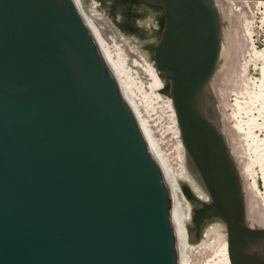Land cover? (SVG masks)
<instances>
[{
    "label": "water",
    "instance_id": "1",
    "mask_svg": "<svg viewBox=\"0 0 264 264\" xmlns=\"http://www.w3.org/2000/svg\"><path fill=\"white\" fill-rule=\"evenodd\" d=\"M161 10L154 64L205 192L182 185L121 91L76 0H0V264H179L186 234L225 225L230 264H264L239 170L212 120L214 0Z\"/></svg>",
    "mask_w": 264,
    "mask_h": 264
},
{
    "label": "rangeland",
    "instance_id": "2",
    "mask_svg": "<svg viewBox=\"0 0 264 264\" xmlns=\"http://www.w3.org/2000/svg\"><path fill=\"white\" fill-rule=\"evenodd\" d=\"M79 1L85 18H88L90 13L94 12L97 17L99 16L102 21L106 23L114 36L120 35L123 39L128 41L130 47L136 46L140 54L145 56L148 62L155 65L154 48L159 41L162 31V26L159 24L161 17V10L159 8L147 7V5L142 3L134 5V11L140 13V18L135 23L141 30L139 34L131 33L121 27L126 6L114 0H93L97 3V6L94 5L95 7H93L92 0ZM214 1L220 13L222 37L218 65L208 86L210 95L209 110L213 122L223 134L229 145L230 151H233L232 157L236 163L235 152L231 143L233 135H231V131L226 129L225 126L228 121L229 126L234 124V120L230 115L234 110L236 111L233 105L236 93L233 91V88L237 93H241L243 97H247L251 94L250 97L252 98V96L256 95L258 92L257 84L262 78L263 63L260 59L253 58L252 51L264 49V0ZM95 24L97 23L95 22ZM248 31L251 34H249ZM118 44L120 45L121 42H118ZM120 48L123 51L120 54L123 65L121 77L131 99L136 104L137 108H139L141 116L146 120V124L152 130L160 146L163 147L162 149L167 154L170 162L175 163L177 166L190 168V170L193 171L192 174L199 180L200 178L194 168L190 167L192 164L189 161L185 149L182 153L178 154L176 151V144H173L170 138L171 136L167 133L164 103L171 98L169 89H166V85L169 84L168 77L158 73L163 83L162 88L158 89L150 85V80L140 74L136 69L133 63L134 58L128 55L123 45L120 46ZM253 82H255V84ZM239 83L242 84L237 85ZM236 86L237 88L240 86L243 89L238 88L241 90L238 91ZM247 92L249 93L246 95ZM260 107L261 105L257 100L255 101V106L252 107L255 108L254 111H252V108L244 107L243 109H245L246 113H242L243 120L246 122L250 121L252 124L261 122L258 112ZM226 118H228V120ZM237 167L239 169L238 165ZM254 168L256 170L258 169L257 166ZM262 183V179L258 178L259 189H263ZM243 192L245 196L247 222L251 226L262 228L263 224H255L251 219L253 218V214L257 215L258 211L254 204L247 199L244 190ZM252 208L254 210H252ZM258 221L262 222L264 220L261 218ZM206 222L208 223L210 221ZM199 243L200 238L196 239L194 231L192 230L191 238L182 249L183 264H224L218 250L208 254L207 252H203L201 247L198 246Z\"/></svg>",
    "mask_w": 264,
    "mask_h": 264
},
{
    "label": "bare ground",
    "instance_id": "3",
    "mask_svg": "<svg viewBox=\"0 0 264 264\" xmlns=\"http://www.w3.org/2000/svg\"><path fill=\"white\" fill-rule=\"evenodd\" d=\"M77 3L79 5V0H77ZM94 15L95 13L93 12L90 13L88 18H85L84 16L87 25L91 31V34L96 44L98 45L107 66L109 67L111 73L114 75L116 81L118 82L121 91L124 93V95L129 100L133 108L136 110L138 115L146 124V120L141 116L139 108H137L136 104L131 99L129 92L126 89L125 83L122 80L121 73H122L123 65H122V60L120 58V54L123 51L120 48V46L123 45L128 55L134 58L133 63L136 66V69L140 72V74H142L144 77L150 80L151 82L150 85H153L158 89L162 88V84H163L158 74L160 72L156 69L155 65L148 62L145 56L140 54L136 46L130 47L128 41L123 39L120 35L114 36L111 33V30L106 25V23L103 22L99 16L97 17L96 15L95 16ZM95 22L98 25L95 24ZM118 42H121L122 45L121 44L119 45ZM252 56L255 59H260L263 63L262 78L259 80V83L257 84L258 92L257 94L255 93L256 95H253L252 98L250 97L251 94L248 95L247 97H243L241 93L239 92L237 93L236 90H234L233 88V91H235L236 93L233 104L235 106L236 111L234 110L230 115L231 118L234 120V124L232 126H229L228 124L229 121H228L226 123L225 128L229 129L231 131V135H233V140L231 143L235 152V157L237 161L236 163L239 166L238 169L239 174L241 180L243 181V190L245 191L247 199L254 204L257 211L259 212L258 215V212L256 211L257 215L253 214V218L251 219L255 222V224L258 225L263 224L264 227V221L262 222L258 221L261 218L264 220V134H263L264 132V49L260 51H252ZM253 83L255 84V82ZM241 84L242 83H239L237 85H241ZM238 88L243 89L240 86H238ZM240 89H238V91ZM248 93L249 92H247L246 95ZM256 100L259 101V104L261 105V107L258 109L261 122L252 124V122L250 121L246 122L243 120L242 113H246L245 109H243L244 107H249L250 109L254 107ZM164 104H165L164 111L166 113L165 119L167 123L166 126L167 133L169 134V136H171L170 138L173 141V144L174 145L176 144L175 145L177 149L176 151L179 154L182 153V151L185 148L182 143L181 133L171 98L166 100ZM252 109H253L252 111H254L255 108ZM226 119L228 120V118ZM146 126L153 134L149 126L147 124ZM231 152H232L231 154H233V151ZM171 164L179 180L181 181L182 185H186L189 191L207 193L201 180L200 179L198 180L197 177L192 174L193 171L190 170V168L188 169L185 166H177L175 163H171ZM255 166L258 167L257 170L254 168ZM190 167L193 166L190 165ZM258 178L262 179L263 189H259L258 187L259 185ZM252 210L254 209L252 208ZM203 225L204 226H202L201 228L202 230H200L201 231L200 243L198 246L201 247L203 252H207L208 254L216 252L218 250L221 255L223 263L230 264V260L227 252V236H226L225 225L216 219H213L208 223L205 222ZM192 230L195 231V227ZM192 230H190L185 236V241L183 245L184 247L186 246L187 241L191 238ZM179 264H183L182 254Z\"/></svg>",
    "mask_w": 264,
    "mask_h": 264
},
{
    "label": "flooded vegetation",
    "instance_id": "4",
    "mask_svg": "<svg viewBox=\"0 0 264 264\" xmlns=\"http://www.w3.org/2000/svg\"><path fill=\"white\" fill-rule=\"evenodd\" d=\"M134 5H132L130 7H125V11H124L123 21L121 23V27L123 29L131 32V33H139L140 34L141 30L135 25L136 21L140 18V13H136L134 11V8H133ZM150 7H152V6H150Z\"/></svg>",
    "mask_w": 264,
    "mask_h": 264
},
{
    "label": "built area",
    "instance_id": "5",
    "mask_svg": "<svg viewBox=\"0 0 264 264\" xmlns=\"http://www.w3.org/2000/svg\"><path fill=\"white\" fill-rule=\"evenodd\" d=\"M77 1V0H76ZM92 3H93V7H95V6H97L96 4V2L95 1H93L92 0ZM95 5V6H94ZM79 8H80V10H81V4H80V1H79ZM81 13L83 14V12H82V10H81ZM83 16H84V14H83Z\"/></svg>",
    "mask_w": 264,
    "mask_h": 264
},
{
    "label": "trees",
    "instance_id": "6",
    "mask_svg": "<svg viewBox=\"0 0 264 264\" xmlns=\"http://www.w3.org/2000/svg\"><path fill=\"white\" fill-rule=\"evenodd\" d=\"M166 89H169V84L166 85Z\"/></svg>",
    "mask_w": 264,
    "mask_h": 264
}]
</instances>
